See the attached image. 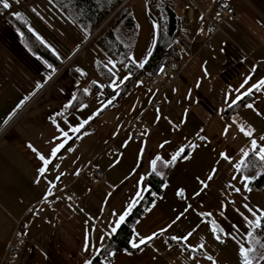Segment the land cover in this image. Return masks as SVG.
I'll list each match as a JSON object with an SVG mask.
<instances>
[{"label":"crops","instance_id":"obj_1","mask_svg":"<svg viewBox=\"0 0 264 264\" xmlns=\"http://www.w3.org/2000/svg\"><path fill=\"white\" fill-rule=\"evenodd\" d=\"M129 1L137 28L130 62L142 68L157 42L158 22L155 10L149 11L153 0ZM227 1L236 12L233 31L217 33L202 16L215 0L171 7L190 55L177 50L179 59L171 58L176 76L165 74L166 87L151 89L150 77H142L106 108L111 99L91 92V83L98 82L82 83L80 71L69 66L71 56L49 87L21 110L64 65L61 49L65 54L76 48L73 31L64 28L73 21L52 0H7L10 7L4 9L13 17L8 19L0 0V264L17 223L24 243L15 264H89L114 234L119 216L126 217L148 191L152 202L130 241L139 246H132L133 253L112 254L110 264H242L241 244L253 249L252 264L258 262L261 251L247 221L255 220L248 209L264 213V187L251 189L249 182L264 173V165L245 181L240 161L245 152L255 154L252 140L256 151L264 147V87H253L264 80V0ZM182 12L188 18L184 27ZM13 21L24 23L60 66L51 69L26 50ZM74 25L84 38L76 44H84L85 31ZM78 87L89 98L70 109ZM245 97V104L227 111ZM154 102L162 105L154 108ZM138 117L146 124L141 141L132 139ZM180 149L184 152L173 162ZM41 156L51 163L45 165ZM94 170L108 186L92 182ZM151 173L165 177L161 194H153L146 182ZM64 189L81 202L63 199ZM50 197L52 209L45 207ZM3 224L9 227L3 230Z\"/></svg>","mask_w":264,"mask_h":264},{"label":"trees","instance_id":"obj_2","mask_svg":"<svg viewBox=\"0 0 264 264\" xmlns=\"http://www.w3.org/2000/svg\"><path fill=\"white\" fill-rule=\"evenodd\" d=\"M124 0H52L61 12L80 28L85 31L86 39L96 30L92 37L99 52L100 58L94 64V70L100 83H91V92L101 94L111 101L106 108L112 107L137 83L142 77H151L154 70L163 58L179 59V52L174 49V40L180 32V21L172 11L170 1L161 3L153 0L149 4V11L155 10L158 22L157 42L148 61L142 68L133 66L130 62V53L135 40L136 25L132 18L130 1L118 7ZM160 5V6H158ZM3 16L12 19L9 11L2 8ZM14 22V21H13ZM18 30L22 46L29 52L35 54L51 69L60 66L59 60L54 53L41 43L22 22H14ZM72 70V69H71ZM124 72V78L119 79V73ZM119 79V80H118ZM73 101L70 109L83 104L89 95L78 87L73 93ZM249 97L240 99L237 103L227 109L234 111L237 107L245 104ZM94 120V119H93ZM246 164L241 165L240 171L245 177L264 165L255 154L246 157ZM147 184L153 194H161L165 184V177L151 173ZM251 189L264 187V173L255 180L249 182ZM153 199L151 191L146 192L137 204L125 217L121 224L106 244L96 253L89 264H110L114 253H133L136 248L130 244L133 235V226L149 207ZM264 223V221H262ZM252 235L258 240L261 254L256 264H264V229H254Z\"/></svg>","mask_w":264,"mask_h":264},{"label":"built area","instance_id":"obj_3","mask_svg":"<svg viewBox=\"0 0 264 264\" xmlns=\"http://www.w3.org/2000/svg\"><path fill=\"white\" fill-rule=\"evenodd\" d=\"M180 1L190 2V0H170L172 4V9L174 11H177L178 4ZM202 16L209 24L211 32L213 33L222 32L224 28H228L229 30L233 31V28L230 25V20L235 18L236 12L227 0H215L214 4L212 5L209 11L202 12ZM181 19H182L181 21L182 27L187 26L188 18L186 12H182ZM94 33L95 31L92 34ZM173 47L174 49L181 51L186 55H190L189 54L190 47L188 45L187 37L184 31L179 32V34L174 40ZM70 61L71 59H69L63 66H61L48 80L43 82L40 85L38 92L34 96V98L31 99L29 102H27L21 110L27 107L40 92L46 90L49 87L50 83L54 80V78H56V76H58L64 70V68ZM175 67H176V62L173 59L163 58L158 64L157 68L155 69L153 75L149 78L150 88L152 89L159 86L163 88L166 87L169 80L164 79V76L165 74H169L170 77H175L176 76L174 74ZM181 71L179 73H181ZM161 105H162L161 103H157V102L153 103L154 108H157ZM145 130H146L145 121L141 117L136 118L134 121V128L132 130V139L135 141H141L143 139V132ZM90 177L93 183H103L106 186L109 185V182L100 179L101 172L99 170H94ZM112 188H114V186H112ZM60 195L62 196L63 199L69 200L75 204L81 202L82 200L81 196H78L69 189H64L60 191ZM54 206L55 203L53 198L52 197L48 198L45 202V207L48 209H52ZM36 213L40 214L41 210L37 209ZM23 243H24V236L22 235L21 232V225L20 223H17L14 233L11 236L7 244V247L5 249L3 264H15V260L20 254Z\"/></svg>","mask_w":264,"mask_h":264},{"label":"rangeland","instance_id":"obj_4","mask_svg":"<svg viewBox=\"0 0 264 264\" xmlns=\"http://www.w3.org/2000/svg\"><path fill=\"white\" fill-rule=\"evenodd\" d=\"M138 2H139V0H132L131 4H136ZM36 12L40 14V12H38V11H36ZM52 12H53V15H58L57 13H59L57 11H52ZM74 24L75 23L73 22V23L69 24L70 26L68 28L64 27L67 31L68 30L70 31V29L73 31V35L72 34H70V35H72V37L75 40V42H72L71 40H69V41H71L73 47H76V48L73 51L71 49H68L65 54H64L63 48L61 49L63 55L67 57V58H63L62 59L63 64H65L66 61L71 56H74L75 60L71 64H69V66H72V68L80 71V73L82 74V79H83L82 83L84 84V83H88V82H91V81L99 83L100 80H99L98 76L96 75L93 66H94V63L100 58L101 53L99 52V49L97 48V46L93 42H90L91 39H92L90 37L88 39L85 38L86 42L84 44H79V43L76 44V42H78L79 39H84V38L81 35V33L78 34L76 32V30H75L76 26ZM77 28L79 30H81V28L79 26ZM136 30H137V28H136ZM81 31H83V30H81ZM76 50H78V51L76 52ZM84 66L87 67V72H85L83 70ZM123 78H124V72L121 71L119 73V79L122 80ZM86 79H88V80H86ZM0 220L2 221V219H0ZM5 226H6V224H3V227H4L3 230H5V228H7L8 225L6 227Z\"/></svg>","mask_w":264,"mask_h":264},{"label":"snow or ice","instance_id":"obj_5","mask_svg":"<svg viewBox=\"0 0 264 264\" xmlns=\"http://www.w3.org/2000/svg\"><path fill=\"white\" fill-rule=\"evenodd\" d=\"M9 7H10V4L7 2V0H3V8L7 9V8H9ZM142 66H143V65H141V67H142ZM245 83H247V80L245 81ZM242 87H243V85H242ZM253 87L256 88V89H259V88H261V87H264V80H261L257 85H254ZM251 90H252V89H249L248 92L245 93V95L249 94V93L251 92ZM247 107H250V108H251L252 105H247ZM73 131H79V129L76 128V129H73ZM241 131H244V129H241ZM245 135L251 136V132H245ZM65 136H67V133H65ZM261 139H264V137H262ZM61 147H63L62 144L59 145L57 148H55V149L53 150L52 155L55 156L56 153L59 152V150H60ZM252 147H253V152H254L255 155L258 157V159H259L261 162H264V147H261V148H259V151H256L257 143H256L255 140H252ZM183 152H184V149H180L179 152L176 154V156H173L172 161L174 162V161L177 159V157L180 156ZM248 155H249V154H248L247 152L244 153V157H248ZM185 158H187V157H185ZM225 158H227V157H225ZM40 159L44 161L45 165L51 163V161L46 160L43 156H41ZM157 159H160V158L157 157ZM152 164H153V171H155V161H153ZM240 164H241V165H245V164H246V160H245V159H242V160L240 161ZM165 166H167V164H166ZM45 170H46L45 168H41L39 171H40L41 173H43ZM213 171H215V170H213ZM209 179H212V176H211V175L209 176ZM244 179H245V181H248V180H249L248 177H245ZM204 186L207 187L206 184H205ZM247 190H248V191H251L250 188L247 189ZM236 191L239 192L240 189H236ZM179 195L182 196V195H183V192H180ZM245 207H247V206H245ZM248 210H249V212H251L252 215L255 217V220H254V221H251V220H250V221H247V223L249 224V226H250V227H253L254 229H257V230L264 229V223H262V221H264V213H261L259 216H257L256 213H255L252 209H248ZM125 215H126V214H125ZM125 215H120V216H119V220L117 221L116 227H114V228L112 229L113 232H115L116 229H117L121 224L124 223V221H125ZM213 223H215V222H213ZM213 231H215V228L213 229ZM221 231H222V230H221ZM249 235H252V233L250 232ZM151 238H152V237H149V239H151ZM173 239H176V238H173ZM217 239L219 240L220 237L218 236ZM139 243H140V244H143V243H145V241H144V240H140ZM132 246H133V247H138L139 245H138L137 243L133 242ZM251 251H253V249H246V248L243 246V244L240 245V256L242 257V264H252V260H251L250 257H249V253H250Z\"/></svg>","mask_w":264,"mask_h":264},{"label":"water","instance_id":"obj_6","mask_svg":"<svg viewBox=\"0 0 264 264\" xmlns=\"http://www.w3.org/2000/svg\"><path fill=\"white\" fill-rule=\"evenodd\" d=\"M128 1H129V0H124V1L122 2V4L118 7V9H117L116 11H118V10H119L123 5H125ZM100 28H101V27H100ZM100 28H99V29H100ZM99 29H98V30H99ZM98 30H97V31H98ZM97 31H95V33H96ZM95 33L92 34V35L90 36V38H92V37L95 35Z\"/></svg>","mask_w":264,"mask_h":264}]
</instances>
